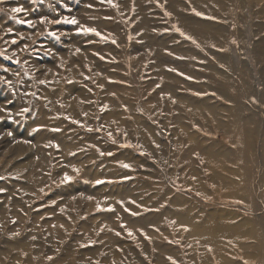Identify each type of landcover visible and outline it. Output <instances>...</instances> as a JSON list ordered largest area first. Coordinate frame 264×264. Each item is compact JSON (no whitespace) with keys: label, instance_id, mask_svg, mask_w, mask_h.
<instances>
[{"label":"rangeland","instance_id":"1","mask_svg":"<svg viewBox=\"0 0 264 264\" xmlns=\"http://www.w3.org/2000/svg\"><path fill=\"white\" fill-rule=\"evenodd\" d=\"M0 264H264V0H0Z\"/></svg>","mask_w":264,"mask_h":264},{"label":"snow or ice","instance_id":"2","mask_svg":"<svg viewBox=\"0 0 264 264\" xmlns=\"http://www.w3.org/2000/svg\"><path fill=\"white\" fill-rule=\"evenodd\" d=\"M13 12H20V11H23V9L21 8H13L12 9ZM74 23V21H73ZM87 31H94L93 29H88ZM72 178L71 177H68L67 175L65 176V181H70Z\"/></svg>","mask_w":264,"mask_h":264}]
</instances>
